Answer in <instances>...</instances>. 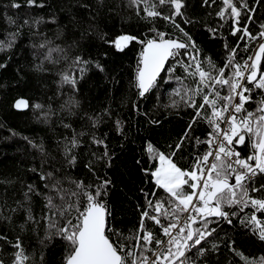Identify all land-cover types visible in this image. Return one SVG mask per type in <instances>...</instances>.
<instances>
[{"label": "snow or ice", "instance_id": "obj_1", "mask_svg": "<svg viewBox=\"0 0 264 264\" xmlns=\"http://www.w3.org/2000/svg\"><path fill=\"white\" fill-rule=\"evenodd\" d=\"M198 2L200 7L217 6V24L205 27L211 39L223 41L219 62L205 55L186 30L185 26L201 23L189 14L194 7L189 0H6L0 4V18L12 29L0 39V54L6 56L0 61V74L24 57L26 64L14 73L17 87L22 82L27 86L24 71L47 74L56 78V95L64 97L53 108L51 103H33L21 95L11 107L30 110L37 123L48 126L57 117L71 133L56 139L51 150L43 137L23 136L30 156L24 171L31 175L25 178L17 167L14 178L0 179L4 185L0 222L9 229H0V252H9L10 264H37L23 234L31 229L39 237L41 225L44 236L39 244L47 248L59 241L60 264H264V254L246 253L230 234L243 229L264 247V17L259 13L264 0ZM124 9L146 22L147 30L121 29L109 36L106 20ZM161 20L171 31L156 26ZM42 26L52 36L42 32ZM25 29L29 43L22 47ZM225 32L236 39L235 45ZM96 39L120 53L139 48L130 82L136 95L131 108L140 118L138 124L142 120L158 127L161 116L189 117L179 136L164 148L150 140L143 145L147 138L137 137L142 141L141 155L131 159L141 185L136 189L137 219L132 227L117 218L109 200L115 182L107 170L114 167L117 152L110 145L109 132L100 129L105 118L112 119L111 105L98 115L83 116L90 125L87 133L77 132L72 124L81 112L78 96L86 71H106L99 59L86 52ZM112 127L127 144L134 142L118 115ZM127 144L117 141L121 152L129 151ZM85 147L86 160L81 155ZM81 166V174L74 175ZM17 185L21 199L8 193L9 186L16 192ZM18 213L23 219L17 224ZM0 264L5 260L0 259ZM39 264H45L43 252Z\"/></svg>", "mask_w": 264, "mask_h": 264}, {"label": "trees", "instance_id": "obj_2", "mask_svg": "<svg viewBox=\"0 0 264 264\" xmlns=\"http://www.w3.org/2000/svg\"><path fill=\"white\" fill-rule=\"evenodd\" d=\"M4 2L6 0H0V4ZM189 2L194 5L193 8L189 9V14L199 19L201 23L195 27L185 26L186 30L191 32L205 55H211L213 59L219 62L224 52L223 41L218 38L215 40L211 39L205 27V25L215 26L217 24L218 18L215 16L217 6L213 5L212 8L200 7L198 0H189ZM217 3L219 4V0H217ZM210 12L212 15H208ZM259 13L264 17V8L259 9ZM38 14L44 15L43 12H39ZM106 23L108 24L106 31L109 36H112L113 33L120 32L121 29L139 33L140 31H146L149 27L146 22L139 21L134 12L128 9H124L119 16L107 19ZM156 26L171 31V28L162 20L158 21ZM8 31H12V29L0 18V39H3L4 34ZM41 31L47 32L49 36L53 34L47 27L42 26ZM253 31H255V26H253ZM27 33L28 30L25 29L26 35L22 47L29 43ZM224 35L227 36L230 44L235 45L236 39L234 37L228 35L227 32ZM138 51L139 48L137 46L132 47L130 50L126 49L124 53H120L109 45L104 44L100 39L95 40L93 47L86 49L90 57L99 59L104 64L106 71L100 73L94 68L86 71L84 79L80 82L78 96V99L81 101V112L72 121L73 127L77 132L83 131L87 133L90 130V125L86 119H83V116L85 114L98 115L104 108L111 105L113 111L112 119L105 118V123L101 125L100 129V131L109 132L111 137L110 145L117 152L114 167L107 170V174L115 182L109 200L119 213L117 218L122 219L127 227H132L137 219L134 205L138 198L136 189L141 185L139 173L133 167V161L131 159L132 155H135L137 158L141 155L142 141L137 139V137L147 138L143 141V145H146L147 141L150 140L157 146L164 148L166 142H171L179 136L186 121L189 119L187 115H184L183 119L175 116H170L165 119L161 116L163 123L162 126L158 127H150L142 120L139 124L137 123V120H140V118L134 114L131 108L132 103L136 99V95L135 89L131 86L130 82L134 78ZM105 52L108 53L107 57L104 56ZM30 56V52L26 54L27 59H30ZM4 59H6V56L0 54V61ZM22 64H26L24 57L18 58L7 73L0 74V85H3L0 86V179L8 178L9 176L14 178L17 167L20 168L21 174L25 178L31 175V173L24 171L30 156H28L27 146L22 139L23 136L33 137L37 140L43 137L46 146L51 150L55 147L56 139L71 134L68 130L60 126L57 117H54L52 124L48 126L37 123L30 110L18 112L11 107L14 99L21 95L33 103L39 102L45 105L51 103L53 108H58L62 99H64V97H58L56 95V84L54 82L56 78L47 74H34L30 71H24L22 74L25 76L27 86L22 82L17 87L14 73L16 68ZM114 80L119 81V83L114 84ZM67 91L68 89L65 88V92ZM49 97L52 99L49 100ZM117 115L125 121L128 136L134 140L133 143L127 144L114 131L112 120ZM10 129L17 133V135L13 136L12 131H9ZM88 140L89 137L85 135L83 137L85 145H87ZM118 140L126 143L129 151L121 152L117 147ZM132 149L135 151L132 152ZM87 151L88 149L85 147L81 153L82 159L86 160L88 158ZM185 156L187 157V152H185ZM81 170L82 166L77 168L73 174L80 175ZM8 193L10 196L14 195L16 199L22 198L18 185L16 192H13L11 186H9ZM3 200L4 185L0 184V204L3 203ZM9 203L11 204V201ZM15 219L17 224L22 221V213H18ZM0 229L4 231L9 230L2 222H0ZM16 232H20L18 227ZM230 234L246 253L255 254L256 256L264 254V247L256 241L255 237L246 235L243 229L237 228L230 230ZM43 236V225H41L39 237L33 234L31 229L23 234L24 244L28 248L29 253L34 252L37 264H39L42 252L45 256V264H60L63 249L59 241L55 243V246L49 245L47 248H43L39 244V238H43ZM0 259H4L5 264H10L9 252H0Z\"/></svg>", "mask_w": 264, "mask_h": 264}]
</instances>
